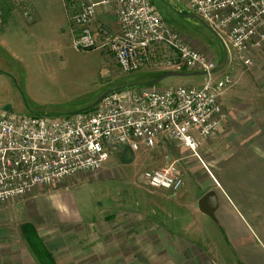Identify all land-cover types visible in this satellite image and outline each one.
I'll return each instance as SVG.
<instances>
[{"label": "crops", "instance_id": "1", "mask_svg": "<svg viewBox=\"0 0 264 264\" xmlns=\"http://www.w3.org/2000/svg\"><path fill=\"white\" fill-rule=\"evenodd\" d=\"M34 6L35 0H0V32L4 23L19 10L31 18ZM99 7L95 24L104 23L110 27L114 21L115 3L112 1L106 7ZM63 8L67 18L64 5ZM68 25L69 30L64 34L70 39L75 30ZM40 39L45 40V37ZM185 41L217 62L214 73L217 78L229 79L220 96L226 117L212 140L205 141L194 133L196 139H200L198 157L194 154L183 156L185 147L177 144L181 149L179 159L182 165L179 164L178 168L183 173L185 188L174 191L148 186L161 190L149 192L156 198L150 196L151 201H137L133 208L126 202L120 208H88L90 203L80 204L82 200L76 201L72 192L60 189L58 192L48 190L42 193L43 186L39 185L34 195L0 202V264H46L47 252L54 258L51 244L43 235L47 231L46 227L43 228L47 219L53 221L50 225L52 230L56 228V233L68 235L70 231V236L74 238V241L70 240L76 248L73 255L63 258L66 260L54 258L56 264H63L64 261L70 264H264V112L261 120L258 114L253 116L254 112L248 113L245 124L234 118L235 113L239 115L235 111L238 97L234 96V90L243 88L244 82L251 79L249 76L259 75V66L264 62L257 58L262 57L260 59L263 60L264 44L260 48L262 52L259 48L251 50L250 57L254 63L244 72L247 77L240 79L244 71L240 62L230 64L226 57L217 59L214 54L204 51V47L196 41ZM164 51L166 56L162 54ZM168 54L175 56L173 51L159 46L154 57L163 58ZM234 55L237 56L236 53ZM256 59L257 65H254ZM260 75L263 83L258 85L259 90L250 98L252 104H264V73ZM234 77L241 81L238 86L235 84V89ZM246 88L250 89V85ZM166 140L172 141L159 136L154 147ZM147 149L150 148L140 146L133 151L119 146L115 153L108 156L102 170L92 175H96V179L114 177L115 166L110 163L115 154L122 159L124 152H131L133 157L139 155L140 158ZM159 154L145 153L140 164L159 165L163 159L158 158ZM198 164L206 174L205 178L196 182L193 176ZM69 181H63V187ZM195 185H199V189ZM209 190L216 195L214 219L219 225L198 209V200ZM129 194H133L134 198L137 195ZM95 196L93 193V198ZM141 198L147 199L148 193L141 194ZM192 201L196 204L194 207ZM82 237L86 240L84 244L79 242ZM79 244L86 248H80Z\"/></svg>", "mask_w": 264, "mask_h": 264}, {"label": "built area", "instance_id": "2", "mask_svg": "<svg viewBox=\"0 0 264 264\" xmlns=\"http://www.w3.org/2000/svg\"><path fill=\"white\" fill-rule=\"evenodd\" d=\"M74 27L78 49L104 50L123 72L156 59V48L175 53L173 70L199 71L202 85L161 89L135 85L115 90L94 107L59 116H14L0 112V202H7L81 171L101 169L112 151L151 148L159 136L195 152L196 133L210 138L226 117L220 96L229 79L217 78L216 61L190 47L155 9L152 0H61ZM115 3L114 27L96 23L99 6ZM218 38L226 53L243 63L264 44V0H178ZM205 165V164H204ZM151 188L177 191L183 185L175 162L147 169Z\"/></svg>", "mask_w": 264, "mask_h": 264}, {"label": "rangeland", "instance_id": "3", "mask_svg": "<svg viewBox=\"0 0 264 264\" xmlns=\"http://www.w3.org/2000/svg\"><path fill=\"white\" fill-rule=\"evenodd\" d=\"M152 3L164 21L172 26L185 40L196 41L204 47V51L214 54L217 59L226 57L229 59L230 64L234 62V65L240 62L244 70L242 71L243 74L240 75V79L247 77L244 72L254 63L250 57L251 54H249L251 65L247 66L242 63L243 61H241L238 54L237 56L234 55L236 52L231 51V53L226 54L220 41L207 25L178 0H152ZM30 13L32 19L21 10L14 13L13 17L7 23H4L3 30L0 32V112L7 115L59 116L69 114L92 104L102 93L109 89L122 85H138L152 80L165 71L173 70L165 63V60H173L175 57L170 54L163 58L157 57L154 61L148 63V66L143 65L136 71L123 72L117 66L114 58L106 51L76 48L73 45V37L69 39L64 34L69 30V25L61 0H35V6ZM94 25L96 24L93 23ZM113 27L114 23L112 21L110 29ZM31 34H34L37 38L34 35L30 38ZM41 36H44L45 40L40 39ZM263 47L261 46L259 49ZM162 54L166 56L165 51ZM260 58L262 57L257 59L261 63L264 62V58L263 60ZM257 59L254 65H257ZM224 67L225 64L220 68ZM259 67V75L249 76L253 81L250 79L244 82L243 88L238 87L234 90V96L238 97L235 100L237 101L235 111L239 115L235 113L234 117L237 122L240 121L245 124L246 116L251 112H254L253 116L258 114L260 120L262 119L264 104H252L250 102V98L259 90L258 85L263 83L260 74L264 73V63ZM176 71L181 74L167 76L155 84L146 86L158 89L176 85L199 86L205 80L202 74L194 73V71H186L185 69ZM240 79L234 77V89L235 84L237 86L240 84ZM248 85H250V89L246 88ZM214 136L204 140L211 141ZM173 140H166L158 147L153 146L146 150V155L150 153L153 156L158 155V150L160 151V157L158 158L162 157L163 159L159 162V165L152 166L145 163L142 166L140 161H142L145 153L141 155L143 157L139 158V155H137L136 158L132 156L131 152H124L125 156L122 159L119 154H115L110 163L115 166L113 167L114 177L96 179V175L93 176L92 174L100 169L96 171L86 170L64 178V183L66 180H70L65 187H63V181L59 182L61 183H58L59 185L57 183L41 185L43 186L41 188L44 189L41 192H48V190L58 192L60 189H62L61 191L72 192L75 194L76 201L82 200L80 204L90 203L88 208H104V206L120 208L123 202L133 208L137 201L139 203L145 200L151 201L150 196L156 198V195H150L149 192L161 189L149 188L141 179L142 172L171 162H175L178 167L179 164L182 166L179 159L181 149L177 145L179 142ZM199 142L200 139H196L195 152L182 145L185 147L183 149L185 151H182L183 156L194 154L198 157ZM115 152L113 150L112 154ZM205 174V169L198 164L193 179L197 182L200 178H205ZM181 176L183 185L178 191H182L186 186L183 175ZM198 187L199 185H195V188L199 189ZM37 190L35 188L24 196L34 195L38 192ZM93 193L96 194L94 198ZM129 193H137V195L134 198V195ZM143 193H148L147 199H139V196ZM6 204L4 203V205ZM195 205L192 201V207ZM131 216L133 217V215ZM213 221L218 224L215 219ZM50 222L53 221L46 220L43 228L46 227L47 231L43 235L47 243L51 244L54 258L63 259L73 255L76 248L74 244L71 245L70 240L73 239L74 241V238L70 236V231L67 232L69 236L66 233H56V228L54 227L55 229L52 230L53 226L50 225ZM83 241L86 242L83 237L79 239V242ZM80 248L85 249L86 247L80 246ZM51 258L54 260L52 256ZM63 264L70 263L64 261Z\"/></svg>", "mask_w": 264, "mask_h": 264}, {"label": "water", "instance_id": "4", "mask_svg": "<svg viewBox=\"0 0 264 264\" xmlns=\"http://www.w3.org/2000/svg\"><path fill=\"white\" fill-rule=\"evenodd\" d=\"M198 17V16H197ZM199 18V17H198ZM194 73H198V74H203L202 72H194ZM178 74H181L179 71H176V70H169V71H165L161 74H159L158 76H156L155 78H153L152 80L150 81H147V82H143L141 84H138V85H148V84H155L156 82L160 81L161 79L167 77V76H170V75H178ZM130 86H135V85H122V86H117V87H114L112 89H109L107 90L106 92L102 93L92 104L88 105L87 107L81 109V110H88V109H91L92 107H94L104 96H106L107 94H109L110 92L112 91H115V90H119V89H123V88H126V87H130ZM79 110V111H81ZM217 207V199H216V195L214 193L213 190H209L207 191L205 194H203L201 196V198L198 200V209L210 216L211 218L214 219V211Z\"/></svg>", "mask_w": 264, "mask_h": 264}, {"label": "trees", "instance_id": "5", "mask_svg": "<svg viewBox=\"0 0 264 264\" xmlns=\"http://www.w3.org/2000/svg\"><path fill=\"white\" fill-rule=\"evenodd\" d=\"M45 257H46V261H45L46 264H56L48 253L47 254L45 253Z\"/></svg>", "mask_w": 264, "mask_h": 264}]
</instances>
